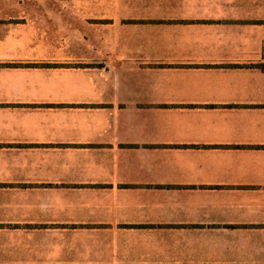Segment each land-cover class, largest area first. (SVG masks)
I'll use <instances>...</instances> for the list:
<instances>
[{"label":"crops","instance_id":"obj_1","mask_svg":"<svg viewBox=\"0 0 264 264\" xmlns=\"http://www.w3.org/2000/svg\"><path fill=\"white\" fill-rule=\"evenodd\" d=\"M264 0H0V264H264Z\"/></svg>","mask_w":264,"mask_h":264},{"label":"trees","instance_id":"obj_2","mask_svg":"<svg viewBox=\"0 0 264 264\" xmlns=\"http://www.w3.org/2000/svg\"><path fill=\"white\" fill-rule=\"evenodd\" d=\"M257 68H259L262 72H264V64L258 65Z\"/></svg>","mask_w":264,"mask_h":264}]
</instances>
